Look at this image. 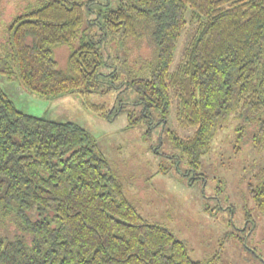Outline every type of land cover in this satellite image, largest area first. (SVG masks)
<instances>
[{
    "label": "trees",
    "instance_id": "1",
    "mask_svg": "<svg viewBox=\"0 0 264 264\" xmlns=\"http://www.w3.org/2000/svg\"><path fill=\"white\" fill-rule=\"evenodd\" d=\"M22 1L0 10V73L26 92H77L110 118L124 102L115 110L89 97L120 79L143 104L140 117L152 108L191 168L231 114L234 146L264 147V0H114L96 10L95 0ZM187 12L192 34L173 64ZM65 46L62 66L55 49ZM173 103L191 135L167 127ZM256 176L249 196L264 215V168ZM0 264L218 263L193 259L139 212L85 128L19 109L0 85Z\"/></svg>",
    "mask_w": 264,
    "mask_h": 264
},
{
    "label": "rangeland",
    "instance_id": "2",
    "mask_svg": "<svg viewBox=\"0 0 264 264\" xmlns=\"http://www.w3.org/2000/svg\"><path fill=\"white\" fill-rule=\"evenodd\" d=\"M21 1L9 0L6 7L11 10ZM95 2L94 10L108 2L109 7L115 6L114 0ZM4 3L0 0V10ZM94 16V12L85 13V18L91 19L88 22H97ZM186 20L173 64L192 34L189 12ZM87 23L82 26L86 32ZM95 26L91 30L97 29ZM55 50L56 60L64 66L68 48ZM121 83L120 79L112 86L106 83L108 91L89 97L92 103H104L115 110L124 102L116 115L107 118L88 108L77 92L43 98L23 90L15 78L0 74V85L19 109L53 121H73L85 128L107 159L112 174L123 183L129 200L144 217L163 224L183 240L193 259H214L218 264H264V215L256 209L248 191V184L257 183L260 177L256 174L264 168V147L257 150L250 142H243L237 149L234 141L238 120L231 114L212 137L200 166L191 168L172 147L156 112L151 108L149 115L140 117L143 104L138 103V95L132 88L123 90L126 85ZM130 112L136 119L132 125L127 115ZM169 116L167 127L182 137L191 135L192 128L177 124L174 103Z\"/></svg>",
    "mask_w": 264,
    "mask_h": 264
},
{
    "label": "crops",
    "instance_id": "3",
    "mask_svg": "<svg viewBox=\"0 0 264 264\" xmlns=\"http://www.w3.org/2000/svg\"><path fill=\"white\" fill-rule=\"evenodd\" d=\"M1 74V73H0ZM4 83V82H3ZM8 83V80H7ZM7 86H9V84H6ZM8 93V92H7ZM8 95L10 96V98L12 99L11 95L8 93Z\"/></svg>",
    "mask_w": 264,
    "mask_h": 264
}]
</instances>
